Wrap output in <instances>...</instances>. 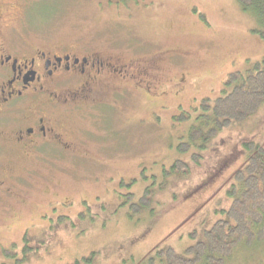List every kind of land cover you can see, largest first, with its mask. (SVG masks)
Returning a JSON list of instances; mask_svg holds the SVG:
<instances>
[{"label": "rangeland", "instance_id": "obj_1", "mask_svg": "<svg viewBox=\"0 0 264 264\" xmlns=\"http://www.w3.org/2000/svg\"><path fill=\"white\" fill-rule=\"evenodd\" d=\"M29 6L19 21L11 18L28 39L49 33V42L67 49L94 47L121 63L153 64L158 81L141 90L129 79L123 95L90 106L99 115L81 118L90 136L83 132L76 144L99 151L102 162L50 157L45 167L0 154L7 186L0 191V264H264V238L238 241L217 263L219 253L206 255L208 263L204 248L194 251L207 230L225 221L232 202L226 188L244 162L242 142H264V99L243 117L219 113L214 127L188 130L197 115H210L228 74L254 69L264 55V25L236 0ZM170 164L174 170L164 171ZM80 196L95 205L80 206Z\"/></svg>", "mask_w": 264, "mask_h": 264}, {"label": "flooded vegetation", "instance_id": "obj_2", "mask_svg": "<svg viewBox=\"0 0 264 264\" xmlns=\"http://www.w3.org/2000/svg\"><path fill=\"white\" fill-rule=\"evenodd\" d=\"M29 2L31 0H0L1 158L8 160L12 155L19 156L21 161L33 158L45 167L50 157L57 163L64 158L77 160L86 156L102 162L103 155L99 151L83 150L76 144L83 142V132L90 136V130L81 127V118L99 115L90 106L103 104L101 98L123 95L121 89L123 85L129 86V79L141 90L157 83L158 69L153 64L121 63V58L102 54L94 47L67 49L56 41L49 42V33L37 36L35 42L28 39L26 34L17 32L14 21L23 17ZM14 14L15 20L11 21ZM172 170L171 164L164 168V171ZM138 174L133 181L140 180L142 171ZM16 181L29 184L28 179ZM6 188V176L0 170V191ZM93 200L87 197L83 200L80 196L77 203L91 207L95 205ZM68 201L71 204L74 200ZM99 209L107 207L101 203ZM65 215L58 213V217ZM26 240L23 237L22 243Z\"/></svg>", "mask_w": 264, "mask_h": 264}, {"label": "trees", "instance_id": "obj_3", "mask_svg": "<svg viewBox=\"0 0 264 264\" xmlns=\"http://www.w3.org/2000/svg\"><path fill=\"white\" fill-rule=\"evenodd\" d=\"M236 1L241 9L250 13L260 24L264 25V0ZM228 76L220 93L218 92L216 96L215 106L210 111V115L206 113L200 114L201 116L197 115L195 122L191 123L188 128L190 133L201 130L195 127L199 123L207 127L211 124L214 127L222 113L228 116L225 118L230 116L234 118L237 114L243 117L263 101L264 55L255 63L251 71L247 70L245 73L235 71ZM201 107L204 109L203 103ZM201 131L203 133L204 130ZM241 147L244 162L233 172L226 188V194L232 202L230 209L226 211L225 221L207 230L206 238L199 241L198 248L194 249L198 252L199 249L204 248L201 254L204 262H211L212 260H209L206 255L214 252L219 253L220 257L213 261L215 263L221 261L242 239L264 238V142L259 144L243 141ZM12 256L11 253L8 257ZM179 257L181 260L188 259L183 255ZM160 258L157 260L162 263L164 260ZM167 263L171 262L167 261ZM74 264H78V260Z\"/></svg>", "mask_w": 264, "mask_h": 264}]
</instances>
